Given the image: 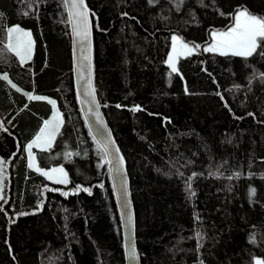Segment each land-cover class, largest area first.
I'll return each mask as SVG.
<instances>
[{
    "label": "trees",
    "instance_id": "16d2710c",
    "mask_svg": "<svg viewBox=\"0 0 264 264\" xmlns=\"http://www.w3.org/2000/svg\"><path fill=\"white\" fill-rule=\"evenodd\" d=\"M85 2L95 13L94 87L125 161L140 264H264V56L203 51L237 9L264 18V0H184L179 11L174 0ZM0 13V49L8 26L34 40L23 65L0 52V77L21 89L0 78V264H125L105 155L74 92L63 0H0ZM172 34L201 46L177 58V73L166 63ZM25 92L57 103L59 135L32 151L40 168L63 167L67 183L28 167L24 148L53 108Z\"/></svg>",
    "mask_w": 264,
    "mask_h": 264
},
{
    "label": "snow or ice",
    "instance_id": "6c2138e0",
    "mask_svg": "<svg viewBox=\"0 0 264 264\" xmlns=\"http://www.w3.org/2000/svg\"><path fill=\"white\" fill-rule=\"evenodd\" d=\"M157 2V0H149V3L152 4ZM184 0H174V6L177 11H179L182 6ZM38 9V4L34 5ZM63 7L67 9V22L71 25L72 31L76 37L79 38L81 52L83 53L85 50L90 51L91 48V40H90V19L89 16L95 15V13H91V10L86 6L85 0H63ZM29 12H24L23 15H29ZM126 15V13H125ZM234 19V25H230L226 31H213L212 42L203 48L204 52L210 53H218L223 56H240L244 58H249L254 55L264 56V18H258L255 15L250 14L246 9H237V11L232 14ZM3 18V14L0 13V19ZM7 32V44L3 49H0L2 53H13L18 59L21 65L25 64L27 60L31 59L32 56V47L33 42L31 39V33L29 31L23 30L19 26H8L6 29ZM13 34H16V42L13 43ZM172 39V53L169 54L168 60L166 63L171 69V73H177L178 68L176 66V62L174 59V55L179 56L181 53L184 55H191L193 52L200 48V45H193L190 47L187 43L181 41V38L177 35H173ZM179 49V50H178ZM84 61H87V66ZM81 74L80 78L83 81L81 85V95L83 97L82 103H87L90 108L89 111H93V105L98 109L99 105L96 99V91L92 84V75H91V59L88 55H82L81 57ZM170 73V75H171ZM3 80L7 81L11 84L12 88L16 89L17 92L21 91L14 83L11 82L7 74H4L2 77ZM261 80H264V73H259L257 77ZM251 83V80L249 81ZM238 87V86H237ZM187 91V89H185ZM24 95L28 97L29 100H46V97L33 95L32 93L25 92ZM219 95V93H218ZM223 98V97H221ZM47 102L52 105L53 109L56 108V102L51 99H47ZM120 107V105H117ZM132 111L141 110L139 106H136L131 109ZM98 123L102 122L99 120L98 111L93 112ZM249 115H253L249 113ZM63 121L58 112H54V116L51 120H45L43 122V127L40 128L39 132L36 134L34 139L29 142L24 150L28 154V167L31 169L34 167V154L31 151L34 146H38L41 150H47V148L51 147L52 140L55 139L57 135L60 133L61 126ZM0 130L7 131L2 123H0ZM106 143L103 145L104 155L108 156L111 153V148L109 144ZM116 152H119V149H116ZM109 164L112 165L110 168V174L113 175V179L116 180L120 178L122 180L121 183V195H127V187H126V176H122V166L124 163L123 157H119L118 159H113L108 161ZM4 164L3 161H0V192L3 191V180H4ZM36 171L41 172L42 175L51 179V175L49 172L42 171L38 167ZM52 172L63 173L62 168L52 169ZM196 173H193L191 177L188 178L186 186L191 195H195L194 192L191 191V181L196 176ZM240 173H235L233 176H229L228 179L231 180L233 178H239ZM251 175V173H249ZM57 183H67L66 179H59L56 181ZM77 191H85L89 192L90 189L83 188L77 186ZM64 196L69 195V193H62ZM255 196V189L249 190V198L252 199ZM3 199V196L0 195V200ZM128 222L131 223V215H128ZM196 238L198 240L197 248L202 247L203 236L197 232ZM251 242H255V237L251 238ZM127 258L130 261H135L137 258V252L134 243H130L128 248L126 249ZM203 264V261H201ZM255 264H262L260 260H255Z\"/></svg>",
    "mask_w": 264,
    "mask_h": 264
},
{
    "label": "water",
    "instance_id": "95a60500",
    "mask_svg": "<svg viewBox=\"0 0 264 264\" xmlns=\"http://www.w3.org/2000/svg\"><path fill=\"white\" fill-rule=\"evenodd\" d=\"M86 3V2H85ZM87 6V5H86ZM67 12V9H66ZM90 19V40H91V48L90 51L85 50L83 53L81 52V46L79 38L75 36V34L72 31V27L69 24V30H70V40H71V64H72V78H73V86H74V92L76 95L77 103L80 108V111L82 113L83 119L85 120V123L92 135V137L95 139L97 144L100 146V148L103 150V145L106 143H109L111 141L112 143L109 144L111 148V153L108 156H105L106 162H107V169L109 174V179L112 185V190L114 194L115 203L118 209V213L120 216L121 221V228H122V241H123V251H124V262L125 264H140V257L139 253L136 247V239H135V217H134V208L129 188V179L128 174L125 167V161L122 166V176H126V187H127V195L122 196L121 195V183L122 180L120 178L114 180L113 175L110 174V168L112 167L111 164L108 163V161L115 159H118L122 156L121 151L116 152V149H119L117 146V143L114 140L111 128L104 116V113L102 111V108L98 102V98L96 95V99L98 102V109L95 105L91 106L93 111H89L90 106L87 103H82V95H81V85L83 81L80 78L81 74V57L82 55H88L91 59V75H92V84L94 86V80H93V42H92V22L91 17ZM85 65L87 66L88 62L84 61ZM95 88V87H94ZM96 91V90H95ZM98 111L99 113V120L102 122L98 123L96 120L95 115H93V112ZM104 152V151H103ZM123 157V156H122ZM124 160V158H123ZM44 198L39 204L38 210H35V212H40L42 210V206L44 201L46 200V193L45 190H43ZM131 215V223L128 222V215ZM130 243L135 244L136 252H137V258L135 261H130L127 258L126 255V249L128 248Z\"/></svg>",
    "mask_w": 264,
    "mask_h": 264
},
{
    "label": "rangeland",
    "instance_id": "374dc122",
    "mask_svg": "<svg viewBox=\"0 0 264 264\" xmlns=\"http://www.w3.org/2000/svg\"><path fill=\"white\" fill-rule=\"evenodd\" d=\"M231 25H234V20H233V23L231 24ZM14 26H18V25H14ZM20 27V26H19ZM22 28V27H21ZM229 28V27H228ZM227 28V29H228ZM23 30H26V31H29L30 33H31V31L30 30H28V29H25V28H22ZM227 29H225V30H213V31H217V32H219V31H226ZM213 33V32H212ZM212 33H211V40H210V42L208 43V44H206V45H204L203 46V48L204 47H207L211 42H212V40H213V36H212ZM174 34H172V36H173ZM175 35H177V34H175ZM171 36V37H172ZM178 36V35H177ZM180 37V36H179ZM181 38V37H180ZM31 39H32V42H33V47H34V40H33V36H32V33H31ZM181 41L182 42H184V43H187L190 47H192L193 45H198V44H192V43H189V42H186V41H184L182 38H181ZM16 42V34H13V43H15ZM33 47H32V53H33ZM198 49H200V48H198ZM198 49H196L194 52H196ZM179 50V49H178ZM193 52V53H194ZM170 53H172V39H171V47H170V51H169V53H168V56H167V60H168V57H169V54ZM174 55V59H175V62H177V58L179 57V56H186V55H184L183 53H181L179 56H176L175 54H173ZM166 60V61H167ZM28 61V60H27ZM4 74H2L1 76H3ZM39 96H41V95H39ZM43 97H45V96H43ZM47 98V97H46ZM48 99V98H47ZM51 100H54V99H51ZM55 101V100H54ZM56 102V101H55ZM54 112H58L59 114H60V117H61V119H62V121H63V116H62V114H61V112L59 111V109H58V107H57V103H56V108H55V110L53 109L52 110V113H51V115H50V117H49V119H47V120H51L52 118H53V116H54ZM43 127V126H42ZM32 141V140H31ZM30 141V142H31ZM52 142H53V140H52ZM52 142H51V144H52ZM28 144V143H27ZM26 144V145H27ZM36 147H38V146H36ZM38 148H40V147H38ZM32 151V150H31ZM33 152V151H32ZM34 154V153H33ZM26 155H27V160H28V162H29V159H28V154H27V152H26ZM0 161H2L1 159H0ZM39 168V169H41L42 171H46V172H49L50 173V175H51V179H49L48 177H46L48 180H50L51 182H56L57 180H59V179H66L67 181H68V177H67V174H66V172H65V169L63 168V167H57V168H53V169H58V168H62L64 171H63V173H59V172H52L51 170L52 169H42V168H40L38 165H37V163H36V160H35V156H34V167L32 168V169H34V170H36V168ZM5 171H4V175H5ZM41 173V172H40ZM4 185H5V181L3 180V188H4ZM0 195H2L3 196V191L2 192H0ZM260 260V258H255V260ZM261 261V260H260Z\"/></svg>",
    "mask_w": 264,
    "mask_h": 264
},
{
    "label": "bare ground",
    "instance_id": "6f19581e",
    "mask_svg": "<svg viewBox=\"0 0 264 264\" xmlns=\"http://www.w3.org/2000/svg\"><path fill=\"white\" fill-rule=\"evenodd\" d=\"M17 216H18V215H17ZM8 220H9V224H10V222H11L10 218H8Z\"/></svg>",
    "mask_w": 264,
    "mask_h": 264
},
{
    "label": "crops",
    "instance_id": "0c3cea01",
    "mask_svg": "<svg viewBox=\"0 0 264 264\" xmlns=\"http://www.w3.org/2000/svg\"><path fill=\"white\" fill-rule=\"evenodd\" d=\"M35 136H36V135H35ZM35 136H34V137H35ZM34 137H33V139H34Z\"/></svg>",
    "mask_w": 264,
    "mask_h": 264
}]
</instances>
